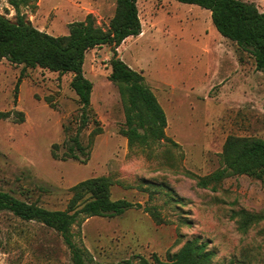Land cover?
Segmentation results:
<instances>
[{
    "label": "rangeland",
    "instance_id": "1",
    "mask_svg": "<svg viewBox=\"0 0 264 264\" xmlns=\"http://www.w3.org/2000/svg\"><path fill=\"white\" fill-rule=\"evenodd\" d=\"M264 10V0H243ZM20 7L33 26L65 35L68 24L91 13L106 27L115 0H37ZM141 32L116 48L155 93L166 115L165 134L147 146L129 145L122 102L109 78L108 45L85 53L83 71L93 84L90 104L95 125L80 132L91 141L86 159H62L63 140L75 133L80 114L69 82L72 73L25 67L0 58V189L50 209H64L69 188L95 176L110 179L113 199L142 207L112 217L92 216L72 227L76 245L94 261L111 264L137 255L167 260L198 237L213 261L264 264V218L240 226L239 211L264 215V175L233 174L198 185L223 166L221 152L232 136L264 138V74L251 55L222 36L210 11L177 0H138ZM0 14L15 9L0 0ZM20 77L18 89L16 82ZM19 112L22 121H17ZM92 138V139H91ZM213 186H215L213 188ZM238 214V215H237ZM0 264H73L61 235L36 221L0 211Z\"/></svg>",
    "mask_w": 264,
    "mask_h": 264
},
{
    "label": "trees",
    "instance_id": "2",
    "mask_svg": "<svg viewBox=\"0 0 264 264\" xmlns=\"http://www.w3.org/2000/svg\"><path fill=\"white\" fill-rule=\"evenodd\" d=\"M138 0H115L112 17L106 27H101L94 16L88 13L83 20L68 24L65 35H51L33 26L20 13L22 5L35 7L37 0H7L15 9L14 18L0 14V58L25 67L47 68L59 73H72L69 85L75 92L80 114L76 118L75 133L63 140L62 159H86L91 141L84 144L80 132L89 123L95 125L90 136L101 132L90 104L92 82L85 77L83 62L85 53L94 47L108 45L111 49L110 73L108 78L116 84L124 113V127L121 129L129 145L147 146L154 141L167 140L176 145L165 134L166 115L155 93L145 82L141 70H136L122 60L117 47L129 36L141 33V21L137 7ZM196 4L210 11L211 21L217 31L237 44L239 49L251 55L255 68L264 74V10L243 0H177ZM20 77L16 82L18 89ZM9 111H0V118H7ZM17 121L23 120L19 112ZM92 139V138H91ZM223 166L206 177L198 178V185L208 186L233 174H246L256 178L264 175V138L258 136H228L221 152ZM110 179L95 176L83 179L70 190V197L64 209H50L0 189V211L7 210L26 220L39 222L58 232L71 252L73 264H106L94 261L88 251L76 245L72 227L81 225L92 216L112 217L143 205L125 198L113 199ZM215 186H213L214 188ZM156 218L152 207L143 206ZM240 226L245 227L264 215L239 211ZM237 214V215H238ZM1 244V240H0ZM137 261L122 259L111 264H232L213 261V252L206 242L198 237L187 240L167 260L153 255L154 262L137 255Z\"/></svg>",
    "mask_w": 264,
    "mask_h": 264
},
{
    "label": "crops",
    "instance_id": "3",
    "mask_svg": "<svg viewBox=\"0 0 264 264\" xmlns=\"http://www.w3.org/2000/svg\"><path fill=\"white\" fill-rule=\"evenodd\" d=\"M141 34H142V32H141ZM138 36V35H137ZM129 65V64H128ZM130 66V65H129ZM133 68V67H132Z\"/></svg>",
    "mask_w": 264,
    "mask_h": 264
}]
</instances>
